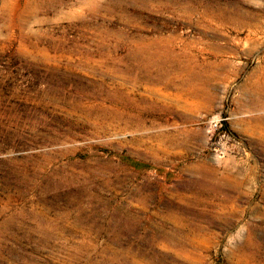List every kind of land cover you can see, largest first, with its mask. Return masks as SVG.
Here are the masks:
<instances>
[{
    "label": "rangeland",
    "instance_id": "obj_1",
    "mask_svg": "<svg viewBox=\"0 0 264 264\" xmlns=\"http://www.w3.org/2000/svg\"><path fill=\"white\" fill-rule=\"evenodd\" d=\"M0 264H264V0H0Z\"/></svg>",
    "mask_w": 264,
    "mask_h": 264
},
{
    "label": "bare ground",
    "instance_id": "obj_2",
    "mask_svg": "<svg viewBox=\"0 0 264 264\" xmlns=\"http://www.w3.org/2000/svg\"><path fill=\"white\" fill-rule=\"evenodd\" d=\"M110 98V97H109Z\"/></svg>",
    "mask_w": 264,
    "mask_h": 264
}]
</instances>
